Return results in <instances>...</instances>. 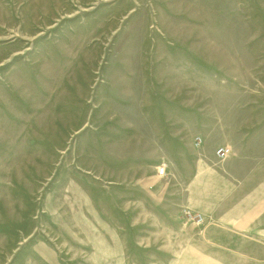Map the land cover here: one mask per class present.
Segmentation results:
<instances>
[{"label": "rangeland", "instance_id": "374dc122", "mask_svg": "<svg viewBox=\"0 0 264 264\" xmlns=\"http://www.w3.org/2000/svg\"><path fill=\"white\" fill-rule=\"evenodd\" d=\"M238 112L264 0H0V264H217L175 199L200 118Z\"/></svg>", "mask_w": 264, "mask_h": 264}, {"label": "crops", "instance_id": "0c3cea01", "mask_svg": "<svg viewBox=\"0 0 264 264\" xmlns=\"http://www.w3.org/2000/svg\"><path fill=\"white\" fill-rule=\"evenodd\" d=\"M239 112L200 118L204 144L186 158V198L175 200L208 217L201 249L209 243L218 252L217 264H264V115ZM248 121L254 124L244 126ZM213 133L217 141L210 144ZM217 145L233 148L222 162Z\"/></svg>", "mask_w": 264, "mask_h": 264}, {"label": "built area", "instance_id": "2783aa9c", "mask_svg": "<svg viewBox=\"0 0 264 264\" xmlns=\"http://www.w3.org/2000/svg\"><path fill=\"white\" fill-rule=\"evenodd\" d=\"M201 138L198 137L197 138V143H200L201 142ZM230 153V149L226 146H221L219 147L217 150H216V154L220 157V158H224L226 157L228 154ZM159 173L160 174H164L166 169H165V166H161L159 169H158ZM187 215L189 216H192V214L190 212L186 213ZM194 218H196V216H194ZM196 221H202V217L200 216L198 219H196Z\"/></svg>", "mask_w": 264, "mask_h": 264}]
</instances>
